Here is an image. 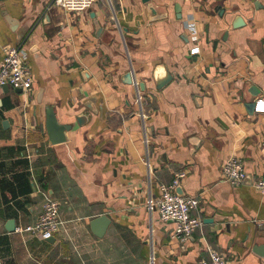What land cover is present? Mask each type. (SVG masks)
I'll return each instance as SVG.
<instances>
[{"label":"crops","instance_id":"1","mask_svg":"<svg viewBox=\"0 0 264 264\" xmlns=\"http://www.w3.org/2000/svg\"><path fill=\"white\" fill-rule=\"evenodd\" d=\"M49 1L0 0V59L24 41L33 77L27 91H0V264H199L208 247L227 264H264L252 249L264 244V194L252 186L264 176V111L246 102L251 84L264 97V0H150L165 15L154 20L141 0H96L83 11ZM236 15L244 24L234 28ZM128 70L132 84L121 79ZM165 72L172 79L157 89L153 75ZM86 102L96 111L80 125ZM48 107L72 125L67 140L49 143ZM229 156L251 183L221 178ZM178 170L202 217L185 242L145 205ZM43 193L64 221L48 240L17 230L37 220ZM102 213L110 222L99 237L90 221Z\"/></svg>","mask_w":264,"mask_h":264},{"label":"built area","instance_id":"2","mask_svg":"<svg viewBox=\"0 0 264 264\" xmlns=\"http://www.w3.org/2000/svg\"><path fill=\"white\" fill-rule=\"evenodd\" d=\"M96 0H50L49 5L54 4L71 11H83L90 7ZM187 31L191 41L197 43L199 34L192 21H186ZM199 52V46L193 45L189 49L190 54ZM33 77L28 65V51L24 47V41L5 46L0 59V91L3 86L27 91L32 88ZM139 100V96L137 97ZM256 111H264V97L256 99ZM184 170L174 173L171 181L157 184V193L149 195L145 205L152 213L156 211L163 222L173 220L175 223L172 236L178 241L185 242L192 232L202 225V217L194 215L193 211L199 206V199L195 196L179 195L175 188L180 185L185 177ZM221 178L230 185L243 183L247 172L242 160L236 156L227 157L221 166ZM252 186L264 194V176L258 177L252 182ZM64 221L60 217V203L47 193H43L41 210L37 220L23 228H17L19 232H28L46 240L53 237L62 229ZM226 256L214 248L208 247V259H202L199 264H227Z\"/></svg>","mask_w":264,"mask_h":264},{"label":"water","instance_id":"3","mask_svg":"<svg viewBox=\"0 0 264 264\" xmlns=\"http://www.w3.org/2000/svg\"><path fill=\"white\" fill-rule=\"evenodd\" d=\"M251 1H253L254 4L257 5V0H251ZM141 2L145 4L146 12H147L148 17H149L150 20H154V19H158V18H161V17H165V15H159L157 13L156 6L154 5V3L152 1H150V0H141ZM174 8H175V11L177 12V16L180 18L181 14H180V6H179V4L175 3L174 4ZM215 10H216V12L219 15H222V12L224 11V9H222L221 6H217L215 8ZM91 16L92 17L94 16L93 13L91 14ZM93 22H94V25H95L96 33H98L101 30V26L98 24V22L96 20H94ZM231 24H232V26L234 28H237V27L243 25L244 21H243V19H242V17L240 15H236L233 18ZM84 73L87 74L86 71H84ZM153 77H154L155 86H156L157 89L162 88L167 82H169L172 79V75L170 73H168V72H165L161 76H160V74L158 75V73H156V74L153 75ZM121 79H122V82L126 83V84L134 83V80H133V77H132V74H131L130 70L124 72L121 75ZM137 86H138V88L141 91H143L144 88H145L143 81H139L137 83ZM7 89H8V87L6 85H4L3 86V90L7 91ZM16 91L21 92L22 90L21 89H16ZM247 92L250 95L252 94L251 96H254V98L251 99L250 101H246L247 102V106H248L249 109L250 108L254 109L255 106H256L255 104H256L257 96H259L261 93H258L259 89H257V87L255 85H253V84L248 86ZM39 98H40V91L37 94V101H40ZM92 101L93 100H91V102ZM83 106L85 107V109L81 113L76 114V116H75L77 122L80 125L85 122V119H86V116H87V110H91L93 112L96 111V109L92 106V104L90 102L83 103ZM71 127H72L71 124L59 123L57 121V119L55 117V114H54V112H53L51 107H48L46 109V130H47V133H48L49 143L50 144H56V143H60V142H63L65 140H67L68 139L67 131L70 130ZM148 131L151 132L150 129ZM248 176L249 175L247 174L243 182H245V181H248L249 183L252 182L248 178ZM175 191L179 195H184L180 185H178L175 188ZM169 221H173V220H169ZM211 221H212L211 218H204L203 219V222H211ZM109 222H110V219L107 216V214L106 213H102L100 215H97L93 219H91L90 228H91L92 232L96 236L100 237V236H102L104 234ZM7 228L9 230H13L14 223H13L12 220L7 222ZM260 228L264 229L263 226H261ZM263 237H264V234H263ZM51 238H49V239H51ZM252 249L258 255L264 256V244H255Z\"/></svg>","mask_w":264,"mask_h":264}]
</instances>
